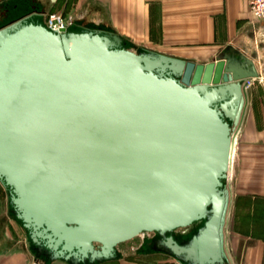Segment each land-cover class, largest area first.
I'll return each mask as SVG.
<instances>
[{
  "label": "water",
  "instance_id": "water-1",
  "mask_svg": "<svg viewBox=\"0 0 264 264\" xmlns=\"http://www.w3.org/2000/svg\"><path fill=\"white\" fill-rule=\"evenodd\" d=\"M258 75L230 44L195 62L31 14L1 26L0 181L14 215L52 259L108 257L157 231L180 264L227 263L224 181ZM195 221L186 240L171 235Z\"/></svg>",
  "mask_w": 264,
  "mask_h": 264
},
{
  "label": "crops",
  "instance_id": "crops-1",
  "mask_svg": "<svg viewBox=\"0 0 264 264\" xmlns=\"http://www.w3.org/2000/svg\"><path fill=\"white\" fill-rule=\"evenodd\" d=\"M13 2L21 14L30 10L36 20L44 18L47 12H61L73 18L69 29L98 28L119 35L127 46L195 62L211 60L230 44L248 56L259 69V76H264V19L251 18L248 0ZM40 11L43 15H39ZM256 118L252 117V136L257 134ZM252 146L255 151H264V143ZM262 157L257 160L264 161ZM239 167L234 181L232 177L229 184L227 181L231 193L226 226L228 254L233 264H264V175L256 169L244 173L240 162ZM6 197L7 201L2 203L0 196V264H28L25 238L18 232L16 216L9 211L7 192Z\"/></svg>",
  "mask_w": 264,
  "mask_h": 264
},
{
  "label": "rangeland",
  "instance_id": "rangeland-1",
  "mask_svg": "<svg viewBox=\"0 0 264 264\" xmlns=\"http://www.w3.org/2000/svg\"><path fill=\"white\" fill-rule=\"evenodd\" d=\"M3 2L10 4L13 6L16 2H13V0H3ZM21 9H14L9 12L8 16H6V19H11L16 17V15H21ZM44 19V18H42ZM132 49H139L134 48L131 46H128ZM257 71L259 72V69L257 68ZM264 79V76L260 77ZM253 81V80H252ZM254 83L251 84L247 88L248 91L251 89L253 91H259L261 95V104L257 100L254 101L256 103L255 106L251 105V100L249 99V103L246 107V113L244 116V121L242 124V127L240 129V132L235 138L236 148H235V157H234V164L233 167L230 169L229 177L231 181H234L235 176L238 173L239 170V162L241 163V166H243V172L244 173H252L255 169L258 173H262L264 175V161H258V158H263L264 151H255L253 150L254 144H263L264 143V83L259 82L258 79L253 81ZM256 107V108H255ZM254 109L255 112H259L258 116L256 118L257 120V134L256 136H252L250 134L251 129H253L254 120L252 117L256 116V114L253 116ZM262 112V113H261ZM255 119V118H254ZM259 122V123H258ZM263 128L261 131L259 129ZM260 131V132H259ZM257 166V167H255ZM228 177V178H229ZM227 181L229 184V179L225 180V184L227 185ZM2 186V185H1ZM1 192V200L3 203L7 201L6 197V190L2 186L0 187ZM17 219V218H16ZM201 224V221L193 222L187 227H179L176 230L173 231V233L179 234V232H184V239L189 238L195 231L196 228ZM17 227L18 232L21 235V238H25V231L24 228L21 225V221L17 219ZM171 233V232H170ZM168 234V233H167ZM141 243V237L140 236H134L128 240H125L123 242H120L117 246L119 252L121 253L120 259L114 260V261H108L103 262L100 264H175L173 258L169 257L168 255H163L161 253H154L150 250H145L141 252H135L133 253L132 248L138 247ZM25 247V246H24ZM25 249V248H24ZM26 252L28 253V264H68L67 261H64L61 258L57 259H48L40 257L37 259V261L32 257V255L28 252L26 249ZM36 255V253L34 254ZM41 254L37 253V256ZM90 261L85 260L79 264H89ZM227 264V263H225Z\"/></svg>",
  "mask_w": 264,
  "mask_h": 264
},
{
  "label": "flooded vegetation",
  "instance_id": "flooded-vegetation-1",
  "mask_svg": "<svg viewBox=\"0 0 264 264\" xmlns=\"http://www.w3.org/2000/svg\"><path fill=\"white\" fill-rule=\"evenodd\" d=\"M17 8H18V5H16V4H13V6H11L10 4L3 2V0H0V27L3 26V25H6L10 21L16 19V17L15 18H11V19H6V16H8V14H9L10 11H12L14 9H17ZM29 13H30V10H28V11L26 10V11L22 12V14L19 17H22V16L27 15ZM40 15H43L42 11H40ZM19 17H17V18H19ZM255 79L256 80L258 79L259 82H261V83L263 82L264 83V79L263 78H260L259 75L256 76V77H250L249 79H247L246 85H245V89H246V92L245 93H246V96H245V105H244V111H243L242 119H243V116L246 113V107H247V105L249 103V99L251 100V105L252 106H255L256 105V103H254V101H256V100L257 101L259 100L258 102H260V104H261V100H260L261 95H260L259 91H253L252 89L250 91L247 90V88L249 86H251V84L254 83L253 81ZM255 111L256 110L254 109V112L252 114H253V116L256 114V117H257L259 112H255ZM241 123H242V120H241ZM241 123H240V126H241ZM240 126L237 129H239ZM0 183H1V181H0ZM5 190H6V188H5ZM6 192H7V190H6ZM7 194H8V192H7ZM8 206L10 207V210L9 211L11 213H13V215H14V212L12 210V207H11L10 202L8 203ZM176 229L177 228H175V229H173L171 231V235L178 242H182V241L186 240V239H184V237L186 236V235H184V232H179V234L173 233V231L176 230ZM23 230L25 231V244L24 245H25V248L28 250V252L32 255V257L36 261L40 257L52 259V258H50V254L51 253L50 252L47 253L46 252V249L43 246L40 247L38 244H36L35 242H33L31 240V238L29 237V232H28L27 229L24 228ZM166 235H167V233H166ZM136 236H140L141 237V243H140V245L138 247H133L132 248L133 253L140 252L139 250H141V252H143L145 250H150V251H152L154 253H161L163 255H168L169 257L173 258L175 264H180V262L177 260V258L173 254L166 253L163 249H158L159 248V245H158V242L157 241L160 240L162 238V236L157 231H147V232H144L143 234H139V235H136ZM26 240H29V245H26ZM118 244L119 243H117L114 246V250H113L112 255L111 256H108V257H102V258H98V259L97 258H94V259L85 258L83 260H78L76 263H72L68 259L67 260L64 259V258H61V259H63L64 261H67V263H69V264H79V263H81V262H83L85 260L90 261V263L88 262L89 264H100V263H103V262L114 261V260L120 259V256H121V253L119 252V250L117 248L118 247L117 246ZM98 246H99L98 243H94V247L95 248H97ZM227 252H228V250H227ZM35 253H36V255H34ZM37 253L38 254H41V255L37 256ZM59 258L60 257H58V259ZM53 259H57V258H53ZM227 264H233L232 261H231V258L229 257V254H228V262H227Z\"/></svg>",
  "mask_w": 264,
  "mask_h": 264
},
{
  "label": "built area",
  "instance_id": "built-area-1",
  "mask_svg": "<svg viewBox=\"0 0 264 264\" xmlns=\"http://www.w3.org/2000/svg\"><path fill=\"white\" fill-rule=\"evenodd\" d=\"M248 9L253 20L264 19V0H248ZM43 21L47 28L61 30L68 28L72 24L73 18L61 12L53 11L47 12Z\"/></svg>",
  "mask_w": 264,
  "mask_h": 264
},
{
  "label": "bare ground",
  "instance_id": "bare-ground-1",
  "mask_svg": "<svg viewBox=\"0 0 264 264\" xmlns=\"http://www.w3.org/2000/svg\"><path fill=\"white\" fill-rule=\"evenodd\" d=\"M245 91H246V89H245ZM242 120V119H241ZM241 123V122H240ZM240 126V125H239ZM236 136H237V129H236V131H235V133H234V135H233V144H232V150H231V156H230V165H229V171H228V175H229V173H230V169H231V167H232V165H233V157H234V155H235V148H236V143H235V138H236ZM229 179V181H230V177L228 178ZM227 186V185H226ZM230 191V190H229ZM195 222H198V221H195ZM226 263V261H224V264Z\"/></svg>",
  "mask_w": 264,
  "mask_h": 264
}]
</instances>
